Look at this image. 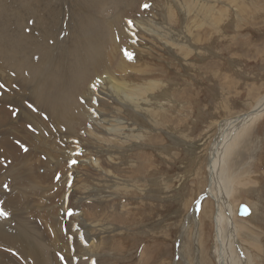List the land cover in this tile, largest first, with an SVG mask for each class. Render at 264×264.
I'll return each instance as SVG.
<instances>
[{
  "label": "rangeland",
  "instance_id": "obj_1",
  "mask_svg": "<svg viewBox=\"0 0 264 264\" xmlns=\"http://www.w3.org/2000/svg\"><path fill=\"white\" fill-rule=\"evenodd\" d=\"M70 1L0 0V53L16 57L19 47L30 66L46 62L49 33L59 42L57 59L69 48V66L76 19ZM159 1L77 5L113 32L98 38L92 31L91 43H113L104 53L115 62L103 79L139 90L102 106H120L117 135H93L87 118L70 127L54 121L33 100L29 68L22 76L0 54V208L30 228V242L0 230V264H218L211 149L222 121L264 100V0H195L209 13L192 0ZM35 11L43 17L37 25ZM133 41V63L147 72L115 74ZM92 75L85 93L97 101ZM222 172L235 212L243 203L253 210L251 218L234 217L239 245L229 246V264H264V111L241 128Z\"/></svg>",
  "mask_w": 264,
  "mask_h": 264
},
{
  "label": "bare ground",
  "instance_id": "obj_2",
  "mask_svg": "<svg viewBox=\"0 0 264 264\" xmlns=\"http://www.w3.org/2000/svg\"><path fill=\"white\" fill-rule=\"evenodd\" d=\"M80 1L84 4H89L90 2V0H71L70 1L72 4L71 9H72L73 14H75L76 19H73L74 24L72 27L73 29H75V33L73 34V38H74L73 49L74 50H73L72 61H69L71 62L69 66H68L69 64L68 63V49L69 48L67 49V46L65 47V49L64 47H62L60 56L57 59L56 51L58 50L59 42H57L56 40L57 37H54L52 36V34H49V33H46L44 35L46 38L49 39L47 42H50V44L47 46V49H46V53H47L46 62H41V63L33 64L30 66L27 61L22 59L21 50L19 47L17 48V51H16L17 53L16 57H14V55L11 52H2L0 54L3 55V58H5V56L6 58H11L12 62H9L6 58L5 59L10 64L9 66L10 67L13 66L16 72H19L20 75L22 76H23V71L25 69L22 67L27 66L29 68L31 77L35 82L34 90H33V100L35 101V103H39L40 106L46 111V113L48 112L49 115L51 114L50 116L54 118V121L56 120L57 122H59V124L63 123L65 126L70 127L69 124L72 120L77 119L78 121H80L83 118H87L90 121L91 133H93V135L102 137L104 135L109 134V132H111L113 135H117V132L115 130L116 128L115 123L117 122L116 114L120 113L119 111L120 106H116L114 111H112V109L109 110L108 107L106 109L105 108L102 109V106L106 104L109 101V99H112L113 97H115V95L120 94V92L124 93L127 98L129 97L134 98L133 95L135 93H139V90L126 89L123 84L119 83L116 79L112 78L114 77L113 75L112 76L109 75L110 78H112L110 82H108L109 80L105 81L103 79L105 76H108V72L105 70V67L106 66L111 67L109 64L114 65V62H115L114 61L115 58L113 60V57L111 58V56L108 55V53L105 54L106 52L109 51L108 50L109 46L110 47L112 46L109 43H112V42H107L109 46L106 44H102L99 41H98L99 43L95 42V43H98L97 45H95L94 43H91V42H94V38H95L93 37L92 31L97 32L98 38H100V35H101L100 33L105 32L107 29V26H103V24L100 23L97 19H93V12H90V14L86 12H79L77 10V5ZM174 1L176 2V0ZM192 1L198 3V1H195V0H192ZM183 2H185L184 6L188 5L187 1L184 0ZM198 4H199V7H196L197 11H201V12L204 11L205 13H209V8L201 5L200 3ZM200 6L203 7L202 10ZM35 12L36 13L34 16V19H35L34 24L37 25V21L43 17L38 11H35ZM42 20L43 19H41L40 22H42ZM46 21H47L48 26H50L51 25L50 19ZM144 24L145 23L141 21L137 22L138 28L145 29L153 35L154 34L159 35L158 33L155 32L154 28L152 29L146 28L144 27ZM95 27L96 28L98 27L97 30H94ZM107 32H110L113 34L111 28H108ZM107 32L104 33V35H108L109 33L107 34ZM79 33L82 35V39L79 38L78 36ZM82 40L84 42H82ZM19 42H21V40ZM136 44L137 43L133 41L131 42V44L128 45L129 46L128 50L125 51L126 53L124 57L122 58L120 65L117 66L115 69V74H120L122 76L123 75L125 76L129 72H143V73L147 72V69L145 67L139 66L137 63H133V60H134L133 55L131 59H129L127 55V53L133 54ZM1 49L2 47L0 46V50ZM65 59H67V61ZM67 67H70V68L74 67V68L68 70ZM106 72H107V75H106ZM92 74L98 75V78L95 81V84L91 88L92 97L95 98L94 95L98 96L97 101H94V99L89 97V94L85 93V86L88 80L86 78L89 76L90 77L93 76ZM127 92L128 93L130 92V95H128ZM131 92H133V95H132L133 97L131 96ZM262 111H264V100L260 101L258 106L253 108L251 112H249L248 114L236 117L231 120L222 121L219 124L220 126V133L218 136L219 140L215 143V145L211 149L212 152H211V159L209 163L210 180H211L212 189L214 188L218 193L215 195L214 194L215 192L213 193L214 190L212 191V189H210L208 191V194L210 197H212L216 201V204H217L215 224H216V238L219 244L218 264H229L231 261L229 246H231L232 243H236L239 245L236 226L234 223V217L236 216V214L238 215L240 205L237 208V212H235L233 205L230 201V194H231L232 189L230 186L225 185L224 178H223L224 174L222 172V169L226 164V156L229 151V148L233 140L237 138V135L240 132L241 128H243L249 121L255 118L256 115L261 114ZM8 112H7L8 115L9 113L11 114V112L9 113ZM104 112H108L110 114L114 113V115L112 114L113 116L110 117L108 113L105 114ZM49 115L47 116L50 118ZM102 115L103 116L105 115L106 117L104 118L102 117ZM230 121L235 122V124L231 125ZM73 123H76V121ZM118 125L120 127L122 126L121 123ZM224 125H226L225 130H223ZM230 126H232L231 129L229 128ZM11 141L13 140L11 139ZM99 165L101 167H104L102 162H99ZM55 167L57 166H54V168ZM17 199L19 198L17 197L14 198L12 203L16 204L17 201H14V200H17ZM5 202L6 201L2 199V203H5ZM18 205L19 204H17V206ZM223 208L226 210V212H228L227 217L223 214V211H222ZM252 215H253V211L251 209L250 214L246 216L245 218H251ZM3 222H6L5 226ZM226 224H227L229 232L226 235H224L225 233L224 227ZM3 227H5L4 229L6 232H10V233L13 232L14 234L19 232L18 234L22 235L25 241L30 242L29 237H28L29 235L28 232L30 230L29 227L26 226L25 230H23L19 226V223L13 220L12 218L6 219L5 217L0 216V230H2ZM36 247L42 248V246L41 247L36 246Z\"/></svg>",
  "mask_w": 264,
  "mask_h": 264
},
{
  "label": "snow or ice",
  "instance_id": "obj_3",
  "mask_svg": "<svg viewBox=\"0 0 264 264\" xmlns=\"http://www.w3.org/2000/svg\"><path fill=\"white\" fill-rule=\"evenodd\" d=\"M143 7L147 9V8L151 7V5L145 3V4L143 5ZM127 55H128V57H129V59L132 58V54H131V53H127ZM76 163H78V161L73 160V161L70 162V165H74V164H76ZM69 175H70V174H69ZM57 179H59V177H57ZM4 187L7 189V188H8V185H4ZM74 214H75V213H73L71 210H69V215H74ZM8 215H9V213H8L7 211H5L3 208H0V216L7 217ZM61 259H63V257H61Z\"/></svg>",
  "mask_w": 264,
  "mask_h": 264
},
{
  "label": "water",
  "instance_id": "obj_4",
  "mask_svg": "<svg viewBox=\"0 0 264 264\" xmlns=\"http://www.w3.org/2000/svg\"><path fill=\"white\" fill-rule=\"evenodd\" d=\"M250 212H251V208L247 204L245 203L240 204L238 211V215L240 217H246L250 214Z\"/></svg>",
  "mask_w": 264,
  "mask_h": 264
},
{
  "label": "crops",
  "instance_id": "obj_5",
  "mask_svg": "<svg viewBox=\"0 0 264 264\" xmlns=\"http://www.w3.org/2000/svg\"><path fill=\"white\" fill-rule=\"evenodd\" d=\"M253 211V210H252Z\"/></svg>",
  "mask_w": 264,
  "mask_h": 264
}]
</instances>
